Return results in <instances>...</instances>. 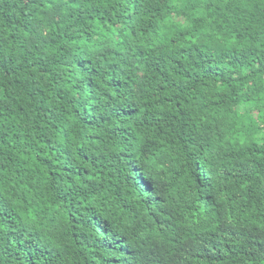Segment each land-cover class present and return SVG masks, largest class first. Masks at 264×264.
I'll return each instance as SVG.
<instances>
[{
    "label": "clouds",
    "instance_id": "obj_1",
    "mask_svg": "<svg viewBox=\"0 0 264 264\" xmlns=\"http://www.w3.org/2000/svg\"><path fill=\"white\" fill-rule=\"evenodd\" d=\"M0 264H264V0H0Z\"/></svg>",
    "mask_w": 264,
    "mask_h": 264
}]
</instances>
